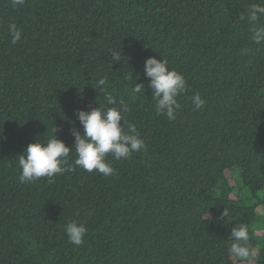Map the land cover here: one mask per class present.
<instances>
[{
	"label": "trees",
	"instance_id": "trees-1",
	"mask_svg": "<svg viewBox=\"0 0 264 264\" xmlns=\"http://www.w3.org/2000/svg\"><path fill=\"white\" fill-rule=\"evenodd\" d=\"M253 2L0 0V264H248L228 256L240 223L257 250L251 264H264V45L242 56L249 34L239 20ZM151 56L187 81L175 120L156 111ZM102 77L147 150L110 154L111 176L77 167L21 183L30 143L56 128L74 146L78 110L105 104L94 86ZM71 221L86 223L82 246L69 242Z\"/></svg>",
	"mask_w": 264,
	"mask_h": 264
},
{
	"label": "clouds",
	"instance_id": "clouds-1",
	"mask_svg": "<svg viewBox=\"0 0 264 264\" xmlns=\"http://www.w3.org/2000/svg\"><path fill=\"white\" fill-rule=\"evenodd\" d=\"M25 0H11L12 7L23 5ZM240 21H245L248 28L249 45L241 49L242 56H253L259 47L264 45V0H255L240 14ZM11 43L17 44L22 38V30L16 24H10ZM256 46V47H254ZM113 60L119 62V53H113ZM144 74L148 86L152 89L155 108L158 114L166 115L168 120H175L181 104L179 97L187 91V81L182 73L169 67L165 58L151 56L146 59ZM107 77L98 79L94 85L104 91L105 104L88 110H78L77 117L83 126V132L75 128L72 135L74 146H69L55 135L46 142L37 140L30 143L26 151L19 155V180L21 183H32L42 177L52 178L57 174L75 171L77 167L87 171H96L104 176L114 174V168L107 157L115 160L128 158L134 152L146 151L145 140L137 131L136 125L129 123L126 113L129 109L123 98L119 101L104 87ZM103 86V87H101ZM145 89L143 83H136L133 93H141ZM195 109L205 107L207 101L199 92L191 97ZM119 103V107L116 105ZM107 105V106H105ZM74 149L75 159L71 158ZM223 216H230L225 209ZM65 232L69 242L82 246L88 228L85 222L71 221L67 223ZM228 245V256L235 261H247L251 264L257 257V250L250 243L249 225L240 223L233 225Z\"/></svg>",
	"mask_w": 264,
	"mask_h": 264
},
{
	"label": "rangeland",
	"instance_id": "rangeland-1",
	"mask_svg": "<svg viewBox=\"0 0 264 264\" xmlns=\"http://www.w3.org/2000/svg\"><path fill=\"white\" fill-rule=\"evenodd\" d=\"M233 173H234V175H237V174H238V171H237V170H235Z\"/></svg>",
	"mask_w": 264,
	"mask_h": 264
}]
</instances>
